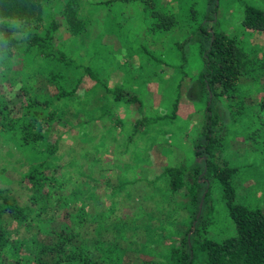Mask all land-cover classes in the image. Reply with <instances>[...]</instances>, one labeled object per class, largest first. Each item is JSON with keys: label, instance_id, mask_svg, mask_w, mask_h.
<instances>
[{"label": "rangeland", "instance_id": "374dc122", "mask_svg": "<svg viewBox=\"0 0 264 264\" xmlns=\"http://www.w3.org/2000/svg\"><path fill=\"white\" fill-rule=\"evenodd\" d=\"M66 1L43 0L41 18L31 22L33 29L43 31L53 19L55 44L107 85L135 93L141 109L114 100L86 73L68 70V85L79 79L78 88L65 100L61 117L42 130L48 139H57V173L66 193L62 207L55 195H38L30 202L33 192L20 179L27 168L25 153L0 134V186L33 207L25 226L3 219L9 234L24 235L31 243V237L47 239L55 230L70 231L84 244L114 242L132 263L163 264L167 248L191 233L203 203L206 235L227 236L231 222L218 182L209 178L204 202L197 199L191 214L181 196L170 192L161 169L200 161L194 151L202 139L208 96L197 81L204 44L195 30L198 23L236 36L245 55L239 87L254 99L264 93V32L239 24L237 0H218L212 21L204 17L211 7L206 0H155L152 5L174 17L169 27L156 31L149 27L154 17L140 0H72L68 4L76 19L65 13ZM248 1L264 6V0ZM50 64L20 48L8 59L0 57V105L11 114L20 112L23 84L29 91L52 94L54 87L44 78ZM174 99V116L137 122L140 116L170 113ZM212 105L225 125L218 162L236 167V198L252 197L264 208L263 112L248 109L231 118L221 99L215 98ZM31 253L26 248L17 261L5 251L0 264H34Z\"/></svg>", "mask_w": 264, "mask_h": 264}, {"label": "trees", "instance_id": "16d2710c", "mask_svg": "<svg viewBox=\"0 0 264 264\" xmlns=\"http://www.w3.org/2000/svg\"><path fill=\"white\" fill-rule=\"evenodd\" d=\"M42 1L0 0V57L8 59L20 48L24 53L49 59L51 64L44 70V78L54 87L52 94H46L29 91L23 84L21 88L25 99L20 112L11 114L7 106L0 105V134L25 153L27 168L21 172L20 179L33 192L30 202L33 203L38 195L43 199L55 195V201L62 207L66 193L62 191L63 183L57 173V139H48L42 130L48 121L61 117L65 100H70L78 88L79 79L68 85V70L78 69L86 73L89 78L99 82L114 100L129 102L138 111L141 109V100L135 93L119 85H107L87 65H80L59 48L53 39L57 27L53 19L43 31L33 29L31 22L41 18ZM110 1L101 2L107 4ZM140 1L148 6L154 17L149 26L152 30L164 29L173 23L172 14L152 5L155 0ZM72 2L66 1L65 13L76 19V13L68 4ZM206 2L211 7L204 17L212 21L218 0ZM237 2L242 11L239 24L243 28L264 32V6L248 0ZM195 30L204 39L197 81L209 100L204 107L202 139L194 151L200 161L190 167L184 162L165 165L161 174L166 176L170 192L181 196L183 206L191 214L197 199L201 198L204 202L209 178L216 180L231 230L222 238L207 236L204 225L206 217L203 216L206 207L202 203L191 233H184L178 244L167 248L163 264H264V208L253 202L252 197L242 200L236 198L233 183L236 167L222 160V164L218 162L225 125L221 124L219 114L212 110L214 99H221L231 118L253 109L263 112L260 120L264 124V93L260 99H254L249 93L240 90V78L245 72V55L235 35L222 29L208 30L200 23ZM176 102L174 99L170 113L140 116L137 122L153 123L159 118L174 116ZM250 119L254 118L250 116ZM261 134L264 146V132ZM179 189L183 191L178 193ZM9 193L6 187L0 186V257L6 251L18 261L19 255L28 248L32 252L34 264H136L126 260L124 252L114 242L84 244L70 231L55 230L52 237L47 239L31 237V243L26 242L24 235H10L3 219L7 217L25 226L32 218L33 207L22 204ZM40 208L43 209V206L40 205Z\"/></svg>", "mask_w": 264, "mask_h": 264}]
</instances>
